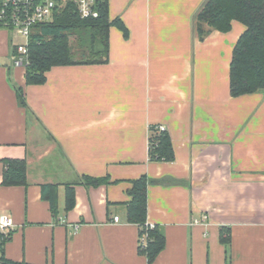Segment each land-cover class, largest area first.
I'll list each match as a JSON object with an SVG mask.
<instances>
[{"label": "crops", "instance_id": "0c3cea01", "mask_svg": "<svg viewBox=\"0 0 264 264\" xmlns=\"http://www.w3.org/2000/svg\"><path fill=\"white\" fill-rule=\"evenodd\" d=\"M205 2L108 0L110 20L128 30L110 28L109 62L54 67L42 85L26 83L11 60L20 41L0 28V217L16 225L0 252L7 261L149 264L127 221L133 182L145 176L147 225L166 238L152 264H264V92L232 97L246 27L233 21L200 40L194 17ZM153 126L166 128L171 162L150 161ZM5 159L26 161V186L3 185ZM48 184L58 186L57 218L42 198Z\"/></svg>", "mask_w": 264, "mask_h": 264}, {"label": "trees", "instance_id": "16d2710c", "mask_svg": "<svg viewBox=\"0 0 264 264\" xmlns=\"http://www.w3.org/2000/svg\"><path fill=\"white\" fill-rule=\"evenodd\" d=\"M98 18L83 19L75 6L69 4L60 11L53 22L37 25L28 46L29 64L26 67V83L42 85L46 74L54 67L72 65H101L109 62L110 28L116 26L128 37V30L120 19L110 20L108 0H101ZM245 25L246 30L239 38L230 66V91L232 97H241L264 92V0H206L194 17V32L204 40L211 32L227 33L232 30V22ZM78 42L81 61L75 60L71 39ZM20 105L28 110L23 89L17 88ZM159 126L151 127L149 141L150 161L171 162L174 159L173 145L167 132H159ZM3 185L19 187L27 185V163L25 160H3ZM107 179L84 177L79 184L99 187L107 184ZM147 177L133 182L130 191L127 221L140 227V238L147 236V244L140 243L139 251L152 264L166 246V238L159 227L147 225ZM43 200L50 203L51 211L57 218L58 186L44 185ZM76 205L75 190L66 189V211ZM228 230H223L221 242L228 244ZM229 234V233H228ZM0 245V252H3ZM4 264H16L0 255ZM25 264V263H20Z\"/></svg>", "mask_w": 264, "mask_h": 264}, {"label": "built area", "instance_id": "2783aa9c", "mask_svg": "<svg viewBox=\"0 0 264 264\" xmlns=\"http://www.w3.org/2000/svg\"><path fill=\"white\" fill-rule=\"evenodd\" d=\"M101 0H0V28L11 32L24 42L17 43L11 53V60L16 68H25L29 64L28 46L34 28L37 25L53 22L55 16L67 5L75 6L83 19L98 18V6ZM159 132H166L164 126L158 127ZM206 220V217L204 218ZM119 222V217H115ZM196 223H199L197 221ZM15 223L9 215L0 217V245H4L11 237ZM150 226V225H149ZM154 228L153 226H150ZM147 244V236L141 239ZM0 264H4L0 261Z\"/></svg>", "mask_w": 264, "mask_h": 264}, {"label": "rangeland", "instance_id": "374dc122", "mask_svg": "<svg viewBox=\"0 0 264 264\" xmlns=\"http://www.w3.org/2000/svg\"><path fill=\"white\" fill-rule=\"evenodd\" d=\"M16 39L20 42H24V40L21 38H16ZM71 41H72L74 52H75V58L74 59L77 61H81L82 58L79 55L80 51L78 50V45H77L78 42H77L76 38H72Z\"/></svg>", "mask_w": 264, "mask_h": 264}]
</instances>
